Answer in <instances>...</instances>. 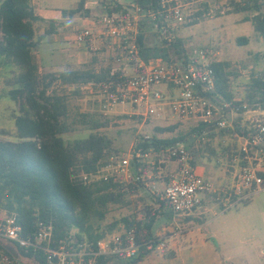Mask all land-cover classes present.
<instances>
[{
	"label": "trees",
	"instance_id": "16d2710c",
	"mask_svg": "<svg viewBox=\"0 0 264 264\" xmlns=\"http://www.w3.org/2000/svg\"><path fill=\"white\" fill-rule=\"evenodd\" d=\"M131 1L144 9L155 10L160 0ZM83 7L84 0H81L71 13H78ZM120 8L118 5L109 13L120 11ZM232 11L251 13L253 31L264 43V0H241L232 4ZM40 21L45 20L35 15L32 0L0 1V71L7 73L5 92L11 101L17 103L19 112L14 121L18 141H0V209L15 215L23 237L34 235L38 224L52 229L51 240L38 248H22L0 239V257L7 256L13 260L17 256L27 264H45L42 248L47 245L55 248L64 240L95 245L114 230L111 225L107 233L99 232L95 223L105 219L110 204L121 202L129 194V188L123 189L111 180L84 185L77 179L79 173H95L107 164L105 151L110 142L97 133H91L86 139L65 143L62 135L71 132L74 126H87L95 132L102 125L87 114H81L77 121L70 122L65 98L52 89L56 81L63 86L98 84L117 78L119 74L111 75L110 70H74L38 77V67L33 58L37 46L33 25ZM47 22L57 27L55 21ZM152 27L153 21L143 20L137 39L139 56L145 64L156 59L173 61L170 59L172 53H184L180 39L171 43L160 40L159 44L151 45L149 31ZM247 42L246 37L236 39L239 46ZM259 57L264 60V49ZM211 67L216 84L210 97L220 106L231 103L233 96L227 89L225 73L227 64L212 63ZM231 104L235 107L252 105L264 111V71L252 75L245 97L241 102ZM204 129L207 127L200 125L192 133L198 135ZM221 132L229 134L228 131ZM235 132L245 134L244 130L238 128ZM184 140L185 137L181 136L172 139L143 138L135 143V147L146 153L150 149L159 151L183 143ZM139 167L140 164L134 166L135 169ZM141 173H145V168H142ZM134 181L135 189H141V181L135 178ZM166 215L170 220L171 212ZM156 221L155 215H146L141 220H121L126 228L135 226L137 242L141 244L153 238L152 228ZM196 222L202 223L200 220ZM149 253L142 247L138 261L141 262ZM167 256L172 257L171 253Z\"/></svg>",
	"mask_w": 264,
	"mask_h": 264
},
{
	"label": "rangeland",
	"instance_id": "374dc122",
	"mask_svg": "<svg viewBox=\"0 0 264 264\" xmlns=\"http://www.w3.org/2000/svg\"><path fill=\"white\" fill-rule=\"evenodd\" d=\"M63 1L64 5L57 8L61 12L58 15L61 20L55 21L57 27H52L47 22L48 20L43 18L45 21L35 22L33 25L34 40L37 45L33 51V58L38 67V77L74 70H93L95 72L110 70V73L114 74L132 75L136 69V63L129 56H120L119 53L105 48L99 42L95 44L98 48L96 51L69 43L74 30L83 27L86 18L109 13L118 5L121 6L118 10L123 11L124 7L129 8L131 0H84V7L78 13L71 12L76 10L77 4L81 0ZM240 1L182 0V4H186V12L189 16L186 23L178 27L176 39L182 40L184 53L180 51L170 55V59L178 61L194 52L202 51L207 54L212 63L227 64L225 73L227 89L233 96L231 103L241 102L245 97L251 76L264 71V60L259 57L264 49V43L253 31L250 21L252 14L248 12L233 13L232 11V4ZM32 6L35 15L39 17V10H44L41 0H32ZM54 10L56 11V8ZM153 34H156L154 28L149 31V43L151 45L159 44L161 39ZM239 37H246L247 44L237 45L236 39ZM6 78L7 73L3 70L0 71V141L17 142L14 121L19 113L18 105L6 95L4 87ZM52 89L65 98L70 122L77 121V117L81 114H87L102 125L95 132L90 131L87 126H74L71 132L62 135L64 142L70 143L74 140L86 139L91 133H97L110 142L108 150L105 151L108 160L113 156L127 153L136 142L143 139V136L162 139L181 136L185 137L186 141L199 142L198 144L203 147L204 152L208 154L212 152L213 142L212 145L209 142L213 139L206 138L208 140L201 141L192 133V130L195 129V124L192 122L147 120L143 123L139 117L133 114L134 111L128 105H117L111 109H104L98 90L90 84L63 86L56 81L52 84ZM77 91L78 93H76ZM221 114L234 127V131L229 134L220 132L224 136L245 135L244 128L248 125V120H258L264 124V111L261 107L245 104L244 109V107L231 105ZM236 128L244 130L245 134L236 133ZM232 137L227 138L233 140V143H229L228 152L225 151L228 156L235 154L236 142ZM196 150L192 149L191 151L193 153ZM148 155V158L143 160L145 163L135 160L132 164L135 166L148 163L146 166H150V170L154 172L153 169L161 166L162 162L167 159L166 154L156 156L153 155V152H149ZM155 170L158 171V169ZM134 178L135 175L130 180L132 185L136 184ZM149 181L153 180L145 178L144 181L139 182L141 189L138 197L133 198L126 195L121 202L110 204L105 219L95 223V228L99 227V232L107 233V230L113 225L112 230L117 231L121 227H126V224L121 222L123 218H129L130 221L141 220L146 215L157 216L153 228L154 233L162 226L168 225L166 214L170 211L167 204H162L164 201L145 189L143 184L150 183ZM164 183H167V179L164 180ZM125 184L126 182L118 186L124 189ZM203 217L201 222L205 223L199 228L206 235L208 241L202 249V261L199 260L195 264H264V193H257L247 203H240L228 211H222L219 208L216 214L210 212ZM74 234L75 231L73 236ZM168 254L170 252H163L162 255L169 257ZM160 255L155 250L150 252L147 255L150 258L144 264H169L167 259L163 262L158 258ZM2 257L4 256H1L0 259ZM11 262L12 264H27L25 260H21L17 256Z\"/></svg>",
	"mask_w": 264,
	"mask_h": 264
},
{
	"label": "built area",
	"instance_id": "2783aa9c",
	"mask_svg": "<svg viewBox=\"0 0 264 264\" xmlns=\"http://www.w3.org/2000/svg\"><path fill=\"white\" fill-rule=\"evenodd\" d=\"M128 6L123 11L86 18L85 25L75 29L69 40L71 45L87 47L90 51L98 50L95 44L99 42L120 56H129L136 63L132 75L119 74L106 83L90 84L98 90L103 108L128 105L143 123L147 120H178L192 122L195 128L205 125L207 129L196 135L202 141L209 130L234 131L232 124L221 114L232 104L220 106L210 97L215 90L216 77L207 54L199 51L182 60L156 59L147 64L140 59L137 39L141 22L145 19L153 21L152 28L157 36L171 43L176 39L178 27L185 24L189 16L186 4H182V0H160L155 10L144 9L133 1ZM248 121L245 135L234 134L235 154L228 156L233 168L231 187L216 188L198 175L194 155L182 143L159 151L150 149L146 153L137 150L134 145L127 153L109 158L107 164L95 173H79L77 179L84 185L111 180L118 185L126 182L127 186L133 178L130 172L133 161L143 162L149 152L156 156L166 154V160L175 167L169 172L168 181L158 195L166 202L173 217L193 213L201 206L206 193L218 194L221 210L228 211L240 203H247L257 193H264V124L258 120ZM135 180L142 182L144 177L137 175ZM150 192L156 194L153 187ZM172 227L162 226L152 239L142 244L137 242L135 226L121 227L105 235L95 245L64 240L55 248L49 245L42 248L45 264H139L142 247L165 257L163 252H169L167 240L174 233L178 236L186 233L182 228ZM51 237V227L42 224H38L34 235L23 237L15 215L0 209V239L22 248H38L48 243ZM0 262L12 264L7 256L2 257Z\"/></svg>",
	"mask_w": 264,
	"mask_h": 264
},
{
	"label": "crops",
	"instance_id": "0c3cea01",
	"mask_svg": "<svg viewBox=\"0 0 264 264\" xmlns=\"http://www.w3.org/2000/svg\"><path fill=\"white\" fill-rule=\"evenodd\" d=\"M41 2L44 10H39V17L45 20L52 21L61 20V18H58L59 13L61 12L57 10V8L64 5L63 0H41ZM55 8L56 11L54 10ZM210 132L211 135L209 134L206 137L209 138V140L213 139L209 142L211 145L213 142L211 149L212 152L209 154L204 152L203 147L199 146V142L196 143V141L194 140L186 141L185 139V142H183L182 144H184L190 151L192 149H197L195 152H193V155L195 172L198 175L202 176V178L207 182H211L216 188H225L229 186L231 187L233 180V168L231 160L229 159L226 152H228L227 149H229V143H233V140H229L227 138H231L232 136H224V134H220L221 131L217 130H210ZM206 138L205 140H208ZM232 138L236 137L233 135ZM153 155L155 154L153 153ZM162 163L163 164L161 166L153 169L154 172L150 170V166H146L148 163L140 164L141 167L136 169L134 168V166H132L130 169L132 177L134 175H143L144 179L147 178V180H153L152 182L149 181L150 183H145L144 186L150 194L151 187H153L156 192V195H154L155 197H159L158 194L164 188V180L167 179L168 181L167 176L169 172L175 167V164L167 160H164ZM142 168H145V173L139 174V172H142ZM155 169H158V171ZM130 183L131 182H129V184H127L126 186L127 188H129L128 195L132 196L133 198L138 197L140 189H135V186ZM234 197L232 199H234ZM219 198L220 196L218 194L206 193L203 195L201 206L197 208L193 213L176 218L172 215L170 220L167 218L166 221L168 225H172V228H182L186 231V233L182 236L175 235L174 233V235L167 240V251L172 253V257L159 256L158 258L163 260V262H165L164 260L167 259V262H169V264H195L199 260L202 261V249L206 246L208 238L199 228L203 226L205 222L197 223L196 220H203V216L206 213L212 212L213 214H216L218 209L221 208V201H219ZM155 234L156 232H153V235ZM148 258L150 257L147 256L146 258L142 259L139 264H144Z\"/></svg>",
	"mask_w": 264,
	"mask_h": 264
}]
</instances>
